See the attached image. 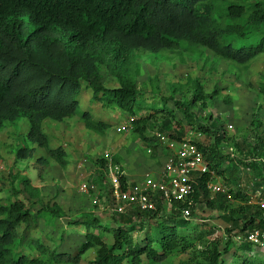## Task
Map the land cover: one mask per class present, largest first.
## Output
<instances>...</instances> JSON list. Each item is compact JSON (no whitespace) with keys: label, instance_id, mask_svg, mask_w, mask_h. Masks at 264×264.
I'll use <instances>...</instances> for the list:
<instances>
[{"label":"trees","instance_id":"16d2710c","mask_svg":"<svg viewBox=\"0 0 264 264\" xmlns=\"http://www.w3.org/2000/svg\"><path fill=\"white\" fill-rule=\"evenodd\" d=\"M140 54L170 56L180 64L205 57L212 70L223 63L243 75L264 54V0H0V132L21 119L28 125L27 144L15 151L12 168L24 162L30 166L35 157L31 146L47 148L46 120L62 123L79 116L89 132L103 136L110 131L79 111L77 97L85 87L93 102L127 114L134 138L152 158L161 146L155 132L173 141L190 132L201 134L193 143L227 193L210 199L205 189L209 177H197L193 201L205 202L229 225L224 246L212 238L214 227L193 225L180 216L185 205L174 204L167 212L158 204L153 212L130 207L106 221L85 218V243L66 255L27 238L40 221L50 224L67 215L53 200L43 205L32 179L16 169L8 171L10 198L0 199V264H79L95 246L91 264H143L142 256L147 264H162L172 256L184 258L177 264H264V257L250 255L253 246L246 239L250 231L264 233V206L259 204L264 200V120L255 115L240 140L210 115L200 117L219 92L206 93L198 79L171 85L165 93L157 85L144 91L137 83ZM104 75L117 87L106 88ZM258 94L264 103V84ZM47 156L61 170L68 166L62 146L48 149ZM108 164L124 172L119 156L102 157L96 162L98 187L106 180ZM32 166L39 169L41 184L49 162L39 157ZM240 173L249 174V180L243 183ZM125 182L122 177L120 191ZM107 198L114 201L111 188ZM139 231L144 236L134 238ZM238 235L244 240L237 246ZM103 237H111L112 245Z\"/></svg>","mask_w":264,"mask_h":264},{"label":"rangeland","instance_id":"374dc122","mask_svg":"<svg viewBox=\"0 0 264 264\" xmlns=\"http://www.w3.org/2000/svg\"><path fill=\"white\" fill-rule=\"evenodd\" d=\"M140 55L137 83L138 87L143 88L144 91H149L153 85H157L165 93L167 87L171 85L184 84L188 78L198 79L206 93L219 92V95L212 98L200 117L207 118L210 115L211 120L215 121L219 127L222 126L229 135L240 140L242 132L250 128L255 115L264 120V103L258 94L259 87L264 84V54L243 75H239L235 68L223 63L218 64L216 69L212 70L210 68L211 59L205 62V57L194 56L185 59L184 64H180L177 58L172 60L170 56H167L168 59L165 60L162 55L157 59L152 54ZM103 82L106 88L117 87L115 80L108 75H104ZM87 94H92V91L83 87L79 96H76L80 103L79 111L87 112L94 121L110 126V131L103 136L85 130L79 116L62 123L46 120L42 124V132L48 140L47 148L31 146L35 149V157L29 163L30 166L25 168L27 162H24L20 165L21 167L12 168L15 151L27 144V120L21 119L16 127L5 124L4 129L0 132V156L3 159V163H0V199L4 202L10 198L8 171L23 170V174L32 179L35 186H39L40 202L45 205L53 200L67 215L50 224L40 221L36 230L27 234V238L40 239L51 249H56L66 255L73 254L85 243L86 231L81 224L85 218L95 217L106 221L116 216L113 212L114 201L107 198V192L110 189L107 180L103 182L102 187L94 184V180L97 178L96 162L102 157L121 156L130 160V165L135 163L142 170L144 167L147 169L148 166L154 164L162 165L166 155L164 147L160 146L157 147L155 157L152 158L145 144L134 138L127 114L117 110L104 109L99 103L93 102ZM227 99L229 103H226ZM178 117L182 118V115H178ZM249 141L253 143L252 136ZM60 146L63 147L66 160L69 163L64 170L50 162L47 156L48 149H56ZM221 151L225 152L226 150L222 149ZM39 157L49 162V166L42 170L41 184L37 182L39 169H33L32 166ZM121 165L124 166L122 160ZM80 166L81 168H79ZM143 174L138 177L136 182L142 181L146 175ZM240 174L243 183L249 180V174ZM124 177L126 181L131 180L126 175ZM86 181L93 183L95 190L88 193L81 192L79 186ZM226 198L227 195L224 201ZM38 207L35 206L34 211ZM192 209L191 222L193 225L214 227L212 238L220 239L221 247H223L227 241L226 229H229V225L219 218L216 210L208 208L205 202L201 204L194 202ZM75 222L78 224L75 225ZM104 226L106 228L114 227L109 224ZM94 234L96 235L97 232ZM139 235L142 238L144 232L133 233V237L136 239L139 238ZM234 240L237 243L236 239ZM103 242L107 246H111L113 243L111 237H103ZM97 249V246L90 249L83 255L79 264L93 263ZM23 251L26 252V249ZM250 253L257 258H263L264 245L254 247ZM183 259V257L172 256L162 264H177L179 260ZM142 261L143 264H147V260L143 256ZM122 264H126V261Z\"/></svg>","mask_w":264,"mask_h":264},{"label":"built area","instance_id":"2783aa9c","mask_svg":"<svg viewBox=\"0 0 264 264\" xmlns=\"http://www.w3.org/2000/svg\"><path fill=\"white\" fill-rule=\"evenodd\" d=\"M153 135L166 151L162 166L155 174L145 175L141 182L126 181L124 191H120L121 178L124 177V173L118 165H107L105 175L113 192L114 213L122 216L130 207H136L144 212H153L158 204L169 212L174 204H182L185 206L180 208V216L189 221L191 220V208L194 207L193 181L197 177H209V180L205 182V189L210 198L227 193V187L214 177L204 160L203 153L193 143L194 139L201 138L200 133L190 132L179 141L170 140L168 136L159 132ZM79 187V190L84 193L95 190V186L87 181ZM256 196L259 198L258 193ZM259 204L264 206V200L260 199ZM246 234L247 241L253 247L264 245V233L254 230ZM234 239L237 243L244 240L241 235Z\"/></svg>","mask_w":264,"mask_h":264},{"label":"crops","instance_id":"0c3cea01","mask_svg":"<svg viewBox=\"0 0 264 264\" xmlns=\"http://www.w3.org/2000/svg\"><path fill=\"white\" fill-rule=\"evenodd\" d=\"M88 96H89V98H91V94H87ZM120 158H121V160L124 162V166H122L123 168H124V176L126 175V176H128L131 180L130 181H128V182H130V183H134V182H136V180H138L139 178L138 177H140V176H142L141 174H143L144 172V174H146V173H152V174H155L156 172H158L159 171V169L161 168V166L162 165H160L159 163H156V164H159L158 166L157 165H152V166H148V168L146 169L145 167L141 170V169H139V166L138 165H136L135 163H132V165H130V163L129 162H131L130 160H128L127 158H125V157H121V156H119ZM163 163V162H162ZM69 164V163H68ZM81 164V163H80ZM79 168H81V166L79 167ZM79 168H77V169H79ZM148 173V174H149ZM143 174V175H144ZM147 175V174H146ZM89 181V180H88ZM87 181V182H88ZM39 186H37V188H38Z\"/></svg>","mask_w":264,"mask_h":264},{"label":"clouds","instance_id":"9594fccd","mask_svg":"<svg viewBox=\"0 0 264 264\" xmlns=\"http://www.w3.org/2000/svg\"><path fill=\"white\" fill-rule=\"evenodd\" d=\"M123 173H124V172H123ZM191 219H192V218H191ZM234 241H235V240H234ZM242 242H243V241H242ZM242 242H241V243H242ZM239 244H240V243H237L236 245L238 246ZM253 248H254V247H253Z\"/></svg>","mask_w":264,"mask_h":264}]
</instances>
